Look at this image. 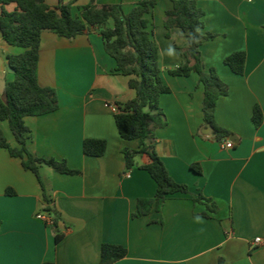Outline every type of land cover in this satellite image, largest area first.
Wrapping results in <instances>:
<instances>
[{"label":"crops","instance_id":"obj_1","mask_svg":"<svg viewBox=\"0 0 264 264\" xmlns=\"http://www.w3.org/2000/svg\"><path fill=\"white\" fill-rule=\"evenodd\" d=\"M138 1L75 0L72 11L94 3L121 4L128 12ZM156 2L148 19L170 92L160 96L168 124L156 130L154 142L170 176L187 185L188 193L170 196L160 211L133 216L138 199L153 197L157 185L141 167L147 155L128 168L122 152L139 147L137 140L120 137L114 117L117 102L135 97L130 77L111 72L116 63L98 32L67 39L44 31L38 80L56 89L59 108L24 118L27 149L35 157L66 160L80 173L61 174L42 164L36 175L0 148V264H100L105 243L128 250L113 264H264V121L260 127L252 121L256 105L264 114V0H197L205 11L203 31L216 35L201 46L204 70L214 67L229 86L217 101L215 121L229 131L230 149L204 123L198 74H169L185 60L188 40L180 28L164 26L172 1ZM46 3L56 7L59 0ZM5 8L12 11L15 4ZM236 51L247 54L243 75L224 63ZM22 52L0 30L6 84L14 78L7 56ZM0 127L19 148L9 122L0 121ZM85 139L105 140V154L86 155ZM195 164L201 173L192 169ZM200 196L213 201L217 212L208 211ZM45 208L59 216V242L53 227L36 217ZM258 237L261 244L255 243Z\"/></svg>","mask_w":264,"mask_h":264},{"label":"trees","instance_id":"obj_2","mask_svg":"<svg viewBox=\"0 0 264 264\" xmlns=\"http://www.w3.org/2000/svg\"><path fill=\"white\" fill-rule=\"evenodd\" d=\"M65 1L59 0L56 7H51L46 0H0V30L3 39L8 44L23 49L20 54L7 56L14 78L6 84L7 103L0 95V121L9 122L19 148H13L8 143L1 127L0 148H5L12 156L21 158L23 166L36 175H39V165L42 164L61 174L80 173L79 170L69 168L66 160L32 155L27 149L29 129L24 118L52 113L59 108L56 89L42 86L38 80L42 33L51 31L60 37L74 39L92 31L98 32L106 53L116 63L111 72L130 77L129 87L135 91L133 99L116 103L114 114L120 137L128 141L137 140L139 143L138 149L126 147L122 150L126 165L132 168L139 155H147L149 162L141 167L148 171L157 185L153 197L138 199L133 216H146L153 209L160 211L170 196L188 193V186L177 183L170 176L154 142L156 130L168 124L159 103L160 96L170 92V88L161 78L159 48L148 19L157 2L139 0L128 12L124 11L121 4L98 6L90 3L80 7L79 12L74 14L72 5L75 0ZM171 1L173 6L165 12L164 26L168 31L173 27L180 28L188 40V46L182 51L185 60L168 72L172 76L183 77L194 72L198 74L204 92V123L210 126L218 140L224 142L230 133L217 125L215 109L218 99L228 95L229 86L214 67L207 72L204 70L201 56V46L216 35L203 31L205 11L198 5L197 0ZM9 4H15L14 10L5 8ZM246 59L245 51H236L228 55L224 63L235 74L243 75ZM252 121L256 127H260L264 121L259 105L253 109ZM106 148L105 140L85 139L83 143V151L88 156L101 157ZM192 169L201 173L197 164L192 165ZM197 200L203 201L208 211L217 212V205L210 199L200 196ZM45 210L53 215L54 223L51 226L57 232L55 240L59 242L62 239L58 233L59 216L52 208ZM127 254L128 250L123 245L105 243L101 247L100 264H113Z\"/></svg>","mask_w":264,"mask_h":264},{"label":"built area","instance_id":"obj_3","mask_svg":"<svg viewBox=\"0 0 264 264\" xmlns=\"http://www.w3.org/2000/svg\"><path fill=\"white\" fill-rule=\"evenodd\" d=\"M224 148L230 149L234 146V143L231 140H226L222 143ZM36 217L40 220H42L44 223H46L47 225H53L54 223V218L52 213L46 211L45 209L41 210L40 212H38V214L36 215ZM263 242L261 237H258L255 239V243L256 244H261Z\"/></svg>","mask_w":264,"mask_h":264},{"label":"water","instance_id":"obj_4","mask_svg":"<svg viewBox=\"0 0 264 264\" xmlns=\"http://www.w3.org/2000/svg\"><path fill=\"white\" fill-rule=\"evenodd\" d=\"M1 63H2V60L0 58V71H1ZM9 70L12 71L10 66H9ZM3 77L4 75L0 73V95L3 101L7 103L8 98H7V94L5 93L6 83L3 80ZM207 130H210V126L207 127Z\"/></svg>","mask_w":264,"mask_h":264}]
</instances>
